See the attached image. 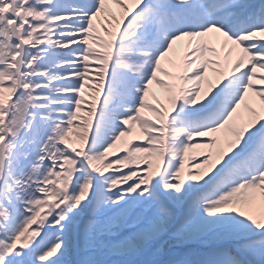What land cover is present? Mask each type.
Returning a JSON list of instances; mask_svg holds the SVG:
<instances>
[{"label":"snow or ice","instance_id":"obj_1","mask_svg":"<svg viewBox=\"0 0 264 264\" xmlns=\"http://www.w3.org/2000/svg\"><path fill=\"white\" fill-rule=\"evenodd\" d=\"M0 264H264V0H0Z\"/></svg>","mask_w":264,"mask_h":264},{"label":"bare ground","instance_id":"obj_2","mask_svg":"<svg viewBox=\"0 0 264 264\" xmlns=\"http://www.w3.org/2000/svg\"><path fill=\"white\" fill-rule=\"evenodd\" d=\"M129 7H133V5L132 4H129ZM113 10L114 11H116L117 13H119L121 10L120 9H118V8H116V6H113ZM181 44L183 43V42H180ZM90 83H94V81H90ZM92 91H94L93 89H91V88H89V89H86V98H88V99H90L91 97H89L88 96V93L89 92H92ZM158 92H159V90H157ZM255 103H257L258 104V101H256Z\"/></svg>","mask_w":264,"mask_h":264}]
</instances>
